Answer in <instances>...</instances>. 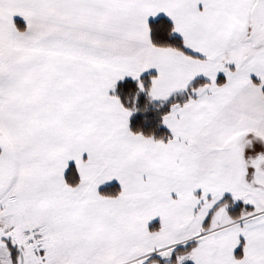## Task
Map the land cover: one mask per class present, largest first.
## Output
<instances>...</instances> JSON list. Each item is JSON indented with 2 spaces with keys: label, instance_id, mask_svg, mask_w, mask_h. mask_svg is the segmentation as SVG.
Masks as SVG:
<instances>
[{
  "label": "snow or ice",
  "instance_id": "obj_1",
  "mask_svg": "<svg viewBox=\"0 0 264 264\" xmlns=\"http://www.w3.org/2000/svg\"><path fill=\"white\" fill-rule=\"evenodd\" d=\"M0 264H264V0H0Z\"/></svg>",
  "mask_w": 264,
  "mask_h": 264
}]
</instances>
